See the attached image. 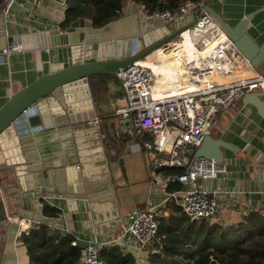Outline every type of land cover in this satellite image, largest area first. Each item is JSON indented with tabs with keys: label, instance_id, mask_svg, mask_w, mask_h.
Wrapping results in <instances>:
<instances>
[{
	"label": "water",
	"instance_id": "water-1",
	"mask_svg": "<svg viewBox=\"0 0 264 264\" xmlns=\"http://www.w3.org/2000/svg\"><path fill=\"white\" fill-rule=\"evenodd\" d=\"M52 5L54 3L49 1L44 8L49 9ZM202 7L252 64L257 65L264 59V39L257 43L247 31V22L252 14L264 9V6L246 12L234 26L227 24L209 5ZM6 10L23 11L24 7L11 0ZM63 11V5H57L51 15L61 29L52 27L27 36L7 34L6 19L0 10V51L13 44L21 47L30 45L35 49L38 62L35 77L27 84L14 88L0 104V152L5 158L4 166L0 167V226L6 225L9 211L72 231L80 232L82 228L90 227L99 234L116 224L117 212L107 210L112 204L108 201L112 193L108 192L109 179L103 165L105 153L100 144L98 127L90 126L86 121L94 115L87 78L97 75L116 77L118 69L193 23L196 6L176 17L171 31L168 26L159 24L147 32L140 31L136 14L109 19L100 26H94L88 18L78 16L63 26ZM117 43L122 49L108 52ZM126 43L128 49L125 51ZM102 47H107V53L100 56L98 51ZM262 97L264 90H254L244 94L242 101L254 105L264 117ZM22 109H26L27 114L20 119ZM68 121H71V126ZM221 147L235 152L234 147L225 141L206 133L194 154L212 157L221 163ZM7 155H10L8 161ZM21 164H24V170L19 173L20 176H14L10 185L9 177ZM105 188L107 192L102 193ZM43 197L59 200L65 210L61 207V212L56 207L60 215H45L42 212L45 204ZM88 242L91 243L82 237H76L75 241L81 249Z\"/></svg>",
	"mask_w": 264,
	"mask_h": 264
},
{
	"label": "built area",
	"instance_id": "built-area-1",
	"mask_svg": "<svg viewBox=\"0 0 264 264\" xmlns=\"http://www.w3.org/2000/svg\"><path fill=\"white\" fill-rule=\"evenodd\" d=\"M10 1L0 3L4 14ZM204 2L183 0L174 9L163 7L152 10L140 3L145 18L156 19L166 26L171 27L176 17L182 16L193 5L196 6V19L170 40L159 44L169 42L176 49V56H173L176 62L168 63L169 69L165 71L161 83H157L160 72L149 64V61L160 63L161 60L150 51L116 71L123 103L115 108V112L127 119L134 134L150 132L152 138L145 142V147L151 153L149 167L152 182L159 184L163 190L164 201L172 200L191 219L214 216L222 195L231 196L236 192L233 188L222 189L218 184H212L217 174L225 170L223 164L212 157L194 154L202 136L210 131L219 112L226 110L244 94L264 89V71L240 52L202 7ZM62 5L65 6L64 0ZM183 34L190 37L188 52L181 42ZM20 48V45L13 44L1 51ZM26 113L27 110L22 109L19 116L25 117ZM98 121L97 116L87 120L93 125H97ZM167 166H180L182 172L165 173L164 167ZM174 181L180 182L183 188L166 189ZM154 213L153 205L126 211L115 236L87 240L91 243L82 248L80 257L72 264H104L98 256L102 245L117 244L134 255L142 250L156 251L155 243L159 237ZM16 224L20 231H26L31 225L27 218L22 217L16 220Z\"/></svg>",
	"mask_w": 264,
	"mask_h": 264
},
{
	"label": "crops",
	"instance_id": "crops-1",
	"mask_svg": "<svg viewBox=\"0 0 264 264\" xmlns=\"http://www.w3.org/2000/svg\"><path fill=\"white\" fill-rule=\"evenodd\" d=\"M16 1L24 7V10L7 11L4 14L7 34L19 33L28 36L39 30L59 27V23L51 15L57 9V5H62V0ZM49 1H52L54 5L50 6L49 9L44 8ZM204 4L209 5L220 16L237 18L246 12L264 6V0H205ZM47 12L48 14H46ZM131 14H136L141 32H147L160 24L156 19L145 18L140 3L132 0H124L118 15L114 18ZM84 19L86 18L84 17ZM120 27L122 28V25ZM120 27L115 26L114 28ZM168 29L169 31L172 30L170 26ZM247 31L257 43L264 39V9L257 10L252 14L247 22ZM124 36L126 37V35ZM110 48L108 52L115 53L119 52L122 46L117 43ZM124 49L125 51L128 49V43L124 45ZM98 53L100 56L106 54L107 47H102ZM37 63L35 49L30 45L18 50L0 51V104L14 88L27 84L35 77ZM257 67L264 71V59L258 63ZM100 78L103 80L98 83L99 87L95 86L96 77L87 78L93 116H97L99 119L97 125L91 123L89 125L98 127L100 144L105 153L103 165L109 179L108 192L112 193L110 200H108L112 204L107 207V210L116 211L117 217L114 220L116 221L115 225L110 228L107 227L106 232L99 234H96L90 227L82 228L80 232L68 229L74 237H82L87 240H103L115 236L120 229V223L124 220V213L132 208L153 205L156 220L158 217H167L176 212L174 210L176 204L172 200L164 201L163 190L159 184L152 182L149 167L151 153L145 147V142L152 138L150 132L142 131L140 134L132 132L129 122L125 121L126 118L115 112V108L121 105L118 103L119 99L123 100L122 89L117 77L105 75ZM262 98L264 99V97ZM91 117H88L86 121ZM20 119H23L22 115ZM68 125L71 126V121H68ZM208 134L225 141L229 146L234 147L235 151L221 147V163L225 172L218 173L217 177L212 180V184H218L222 189L233 188L236 190L231 196L222 195L216 214L208 221L228 225L242 220L250 211L263 213L264 117L258 113L254 105L248 102L243 103L241 97L226 110L216 115ZM66 143L62 142V144ZM6 159V161L10 160V155H7ZM4 161L5 158L0 152V167L4 166ZM16 168L17 170L8 179L10 185L13 184L14 176L19 175L24 170V164ZM175 184H178L176 188H183L180 182H173V185ZM101 192L106 193V188L102 189ZM42 200L48 206L58 209L62 207L65 210L63 203L53 197H43ZM179 210L182 212L181 209ZM61 212H57V215H60ZM6 216V225L0 226V233H2L0 264H28L25 246L18 236L21 231L16 220L22 217L27 218L31 224L37 221L22 214H11L9 211ZM47 225L50 231L60 233L67 230L58 225ZM147 253V251L142 250L138 255L133 254V256L141 264H147Z\"/></svg>",
	"mask_w": 264,
	"mask_h": 264
},
{
	"label": "trees",
	"instance_id": "trees-1",
	"mask_svg": "<svg viewBox=\"0 0 264 264\" xmlns=\"http://www.w3.org/2000/svg\"><path fill=\"white\" fill-rule=\"evenodd\" d=\"M3 0H0V3ZM149 10L168 6L174 9L183 0H132ZM197 1V0H190ZM61 25L82 16L92 25L100 26L118 15L124 0H64ZM105 75L96 77L95 86ZM94 84V83H93ZM96 87V88H97ZM103 89V88H102ZM101 91V89H100ZM165 173L182 172L180 166L164 167ZM177 182V181H174ZM169 183L166 189L176 188ZM175 205L174 214L157 218L156 251L147 253V264H264V212L250 211L242 220L222 225L207 218L191 220ZM57 209L46 204L45 215H55ZM25 246L28 264H72L81 255V248L73 242L74 235L50 231L43 222H33L19 233ZM98 256L104 264H141L130 252L117 244L102 245Z\"/></svg>",
	"mask_w": 264,
	"mask_h": 264
},
{
	"label": "bare ground",
	"instance_id": "bare-ground-1",
	"mask_svg": "<svg viewBox=\"0 0 264 264\" xmlns=\"http://www.w3.org/2000/svg\"><path fill=\"white\" fill-rule=\"evenodd\" d=\"M184 38H182V44L184 45L185 49L188 52V48L190 46V37L187 36L186 34H183ZM169 43V42H168ZM164 44V45H159L157 46L153 51L150 53L154 56L159 57L161 60L160 63H153L152 61H149V64L153 67L154 70L160 72V76L157 78V83H161L162 79L165 78V71L169 69L168 63L170 64L171 62L175 63L176 61L174 60L175 58L173 56H176V49H174V46L172 44ZM175 46H179V44H176ZM164 56H170L169 58H164ZM163 61H166L162 63Z\"/></svg>",
	"mask_w": 264,
	"mask_h": 264
},
{
	"label": "flooded vegetation",
	"instance_id": "flooded-vegetation-1",
	"mask_svg": "<svg viewBox=\"0 0 264 264\" xmlns=\"http://www.w3.org/2000/svg\"><path fill=\"white\" fill-rule=\"evenodd\" d=\"M245 14V13H244ZM243 14V15H244ZM242 16V15H241ZM241 16H238L237 18H230V17H225V16H221L224 21L229 24L230 26H234V24L240 19Z\"/></svg>",
	"mask_w": 264,
	"mask_h": 264
},
{
	"label": "rangeland",
	"instance_id": "rangeland-1",
	"mask_svg": "<svg viewBox=\"0 0 264 264\" xmlns=\"http://www.w3.org/2000/svg\"><path fill=\"white\" fill-rule=\"evenodd\" d=\"M183 38H184V36H183ZM168 40H170V39H168ZM168 40H167V41H168ZM171 40L174 41V39H171ZM160 44H161V43H160ZM150 52H151V50H150ZM118 103H121V104H122V103H123V100H122V99H119V102H118ZM211 217H212V216H211ZM211 217H209V218H207V219H210Z\"/></svg>",
	"mask_w": 264,
	"mask_h": 264
}]
</instances>
